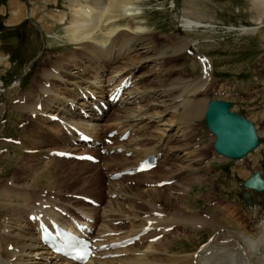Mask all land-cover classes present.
Wrapping results in <instances>:
<instances>
[{"label":"bare ground","instance_id":"1","mask_svg":"<svg viewBox=\"0 0 264 264\" xmlns=\"http://www.w3.org/2000/svg\"><path fill=\"white\" fill-rule=\"evenodd\" d=\"M80 1L69 3L70 15L65 27V39L78 45L77 53L70 54L67 60L62 59L65 64L62 62L54 70L44 71L45 83L35 85L42 102L40 106L37 104L30 110L37 115L42 128L60 129L55 130L60 131V134L56 133L60 146L51 149V155L56 150L62 162L65 160V164H72L70 168L78 166L92 170L82 172L79 168L76 171L71 168L73 171L58 172L54 165L49 172L47 166L53 161L50 160L33 169L29 167L27 178L30 180L28 183L24 181L23 185L29 188L33 179L48 172L56 180L58 176L60 180L68 179L70 174L72 178L80 177L83 179L81 187H85L95 184L98 180L96 175L101 174L105 177L103 198L96 200L81 193L83 190L77 193L79 189H76L71 198L46 201L33 196L28 189L21 192L17 189L12 193V187L7 190L0 186V196L8 197V203L14 197L22 198L21 207L12 210L0 220V264H79L55 253L41 242L38 230L40 222L48 227L55 223L85 237L94 249V255L84 264H264V224L260 225V230L254 235L221 230V233L208 237V241L201 248L187 254V260H181L184 262L169 261L172 259L169 252L177 238L172 235L160 240L159 235L171 224L186 223L180 220L176 212L166 213L164 209L160 211L157 202L162 196L161 190L151 186L156 181L160 183L176 177L163 176L153 182L148 178L153 169L144 172L136 170L149 155L157 158L155 167L165 164V175L187 174L194 170L191 168L192 164L200 160H194L198 146L197 143H186L189 132L187 128L190 127L192 118H198L205 111L207 101L197 98L204 90L201 82L203 79L191 82L184 79L174 80L157 91L143 86V89L136 87L151 76L160 79L166 72V69L161 68L162 59L152 53L149 35H141L144 33L143 27L135 21L137 13L131 6L137 0ZM248 2L251 13L264 28V0ZM13 5V17L17 20L18 12L15 3ZM62 14L58 18L60 22L64 20V13ZM184 16H180V19L186 31L200 27L198 21ZM125 20L126 25L120 26V22ZM262 41L264 42V34ZM186 42L183 40L174 46V52L188 46ZM152 65L159 68L151 70ZM201 65L203 69L204 62ZM121 87L123 89L118 99L109 100V93ZM142 103H146L152 112H148L147 106H142ZM28 106L26 104L19 109L24 111ZM159 107L163 112L172 114L175 121L164 120V113L160 115L154 111ZM107 120L108 123L116 124L108 129H101L104 126L102 123ZM146 126L152 127V135L143 138L141 133ZM174 128L175 132L170 134ZM111 131H115L117 137L111 139L110 145L103 144L102 140ZM124 132H128V136L122 140L121 135ZM81 134L93 140L90 149L80 141ZM39 135V130L30 129L24 144L26 142L30 147L33 142L39 145H52L54 142L50 137L40 138ZM144 140L153 144L152 148L142 149ZM100 150L104 154H100ZM160 151L164 154H160ZM83 153L93 155L98 162L76 161L74 156ZM60 154L72 155L76 162L66 161L67 158ZM261 178L264 179L262 175ZM56 180L48 184L55 186L58 184ZM132 180L135 182L129 185ZM62 182L63 180L60 181ZM159 183L156 184L158 188ZM240 188L243 195L245 192H255ZM174 190L179 191L175 187ZM11 193L14 196H11L10 201ZM77 194L80 197L85 196V201L91 203L80 204ZM170 198V195H165L163 199L170 202ZM6 200L0 202V209H6ZM93 202L97 205L94 206ZM187 223L192 225L193 232L209 229L218 231L215 218L205 220L197 215L191 217ZM131 238L133 242L130 244L117 245ZM182 238L189 242V236L183 235Z\"/></svg>","mask_w":264,"mask_h":264},{"label":"rangeland","instance_id":"2","mask_svg":"<svg viewBox=\"0 0 264 264\" xmlns=\"http://www.w3.org/2000/svg\"><path fill=\"white\" fill-rule=\"evenodd\" d=\"M72 1L75 0H0V186L7 190L12 187V193L17 189L20 192L28 189L33 196L46 201L71 198L76 189H79L77 193L83 190L81 193L87 197L96 200L103 198L105 177L101 174L96 175L98 180L95 184L85 187H81L83 179L80 177L72 178L70 174L68 179L61 178L63 182L60 183V176L56 180L48 172L33 179L29 188L23 185L24 181L28 183L30 180L27 178L29 167L33 169L50 160L53 161L47 166L49 172L54 165L58 172L70 171L71 168L74 171L79 168L82 172L92 170L78 166L70 168L72 164H65V160L63 163L56 150L51 155V149L60 146L56 138L60 131H55L60 129L42 128L37 115L30 110L42 102L35 85L45 83L44 71L54 70L63 62L62 59L67 60L70 54L77 53L78 45L65 39V27L70 15L68 6ZM14 3L19 17L17 20L13 17ZM131 7L137 13L135 21L143 27L144 33L141 35H149L152 53L162 59L161 68L166 69L162 78L151 76L136 87L157 91L174 80L191 82L203 79L204 90L197 98L229 102L233 112L241 114L253 124L259 140L258 147L243 159H225L213 151L214 137L206 129L204 114H201L198 118H192L187 128L190 133H187L186 143H197L198 146L194 160H200L192 164L194 170L187 174L165 175V164L153 169L148 177L153 182L163 176L176 177L169 180L170 184L159 188L156 185L159 181H156L151 188L161 190L162 196L159 195L161 197L157 202L160 211L176 212L180 220L186 223L171 224L167 228L172 229L162 230L163 233L159 235L160 240L172 235L177 238L169 252L172 258L169 261L182 263L184 261L181 260H187V254L201 248L212 234L233 230L254 235L264 224V193L259 196V193L250 192V201L246 203L239 187L254 172H260L264 178V28L251 13L248 0H137ZM62 13L64 20L60 22L58 18ZM180 16L198 21L200 27L186 31ZM125 22H120V26H125ZM183 40L187 41V48L174 52V46ZM201 59L206 61L205 69L200 64ZM51 83L54 85V82ZM26 104L30 106L28 110L19 109ZM141 105L147 106L146 103ZM39 106L37 109H40ZM148 110L152 112V109ZM154 111L160 115L164 113V120L175 119L172 114L163 112L161 107ZM102 124L104 126L101 129H108L116 123H108L107 120ZM30 129L39 130L40 138L50 137L54 142L52 145L33 142L31 144L34 145L28 147L24 139ZM174 132L175 128L170 134ZM141 135L143 138L151 136L152 127H147ZM114 136L117 137L115 132L108 133L102 143L110 145ZM152 146L144 140L142 149L148 150ZM159 153L164 154L163 151ZM100 154H104V151L100 150ZM53 180L58 181V184L49 185ZM133 181L127 183L130 185ZM174 187L179 191L174 190ZM12 193L10 201L11 196H14ZM78 195L77 201L87 205V198ZM165 195H170L172 200L166 202L163 199ZM3 199L8 197L0 196V202ZM21 199V196L14 197L10 202L12 204L6 200V209H0V220L12 210L19 209ZM197 215L205 220L215 218L218 231L209 229L193 232L192 225L187 222ZM184 216L186 219L183 220ZM183 235L189 236V242L182 238Z\"/></svg>","mask_w":264,"mask_h":264},{"label":"water","instance_id":"3","mask_svg":"<svg viewBox=\"0 0 264 264\" xmlns=\"http://www.w3.org/2000/svg\"><path fill=\"white\" fill-rule=\"evenodd\" d=\"M230 109L231 104L227 101L208 100L204 124L214 136L213 151L226 159L240 160L258 147L259 140L253 124ZM239 187L261 193L264 191V179L259 172H254ZM243 198L244 202L249 203L250 193L245 192Z\"/></svg>","mask_w":264,"mask_h":264}]
</instances>
